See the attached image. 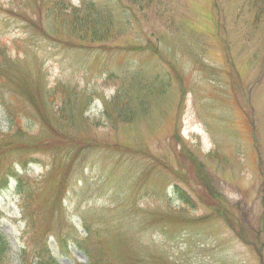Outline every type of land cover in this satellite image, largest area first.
Instances as JSON below:
<instances>
[{"label":"rangeland","instance_id":"obj_1","mask_svg":"<svg viewBox=\"0 0 264 264\" xmlns=\"http://www.w3.org/2000/svg\"><path fill=\"white\" fill-rule=\"evenodd\" d=\"M67 1L90 12L86 30L48 40ZM50 3L0 0V230L15 264L49 263L57 234L83 229L102 264H264V0ZM91 14L110 17L99 41ZM65 252L58 264L85 260Z\"/></svg>","mask_w":264,"mask_h":264},{"label":"trees","instance_id":"obj_2","mask_svg":"<svg viewBox=\"0 0 264 264\" xmlns=\"http://www.w3.org/2000/svg\"><path fill=\"white\" fill-rule=\"evenodd\" d=\"M91 36H95L92 31H90ZM6 241L0 235V264H3L4 260H6V255L3 253L5 250ZM100 251H94L93 249L89 252V264H102L104 262L105 257Z\"/></svg>","mask_w":264,"mask_h":264}]
</instances>
